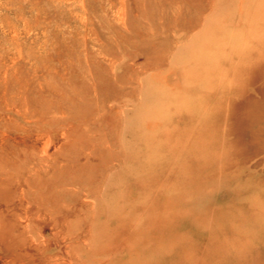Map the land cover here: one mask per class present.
<instances>
[{"label": "rangeland", "instance_id": "rangeland-1", "mask_svg": "<svg viewBox=\"0 0 264 264\" xmlns=\"http://www.w3.org/2000/svg\"><path fill=\"white\" fill-rule=\"evenodd\" d=\"M0 264H264V0H0Z\"/></svg>", "mask_w": 264, "mask_h": 264}, {"label": "bare ground", "instance_id": "bare-ground-1", "mask_svg": "<svg viewBox=\"0 0 264 264\" xmlns=\"http://www.w3.org/2000/svg\"><path fill=\"white\" fill-rule=\"evenodd\" d=\"M202 81V80H201Z\"/></svg>", "mask_w": 264, "mask_h": 264}]
</instances>
